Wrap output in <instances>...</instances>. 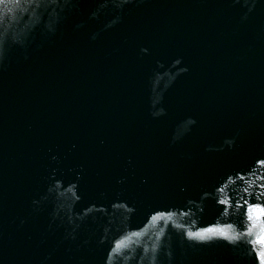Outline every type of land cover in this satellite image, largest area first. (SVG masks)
I'll return each mask as SVG.
<instances>
[{"label": "snow or ice", "instance_id": "6c2138e0", "mask_svg": "<svg viewBox=\"0 0 264 264\" xmlns=\"http://www.w3.org/2000/svg\"><path fill=\"white\" fill-rule=\"evenodd\" d=\"M262 211H264V210H262ZM199 235V234H198ZM262 242H264V240H262Z\"/></svg>", "mask_w": 264, "mask_h": 264}]
</instances>
